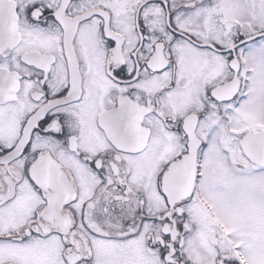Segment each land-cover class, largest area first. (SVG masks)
Returning <instances> with one entry per match:
<instances>
[{
  "label": "snow or ice",
  "instance_id": "obj_1",
  "mask_svg": "<svg viewBox=\"0 0 264 264\" xmlns=\"http://www.w3.org/2000/svg\"><path fill=\"white\" fill-rule=\"evenodd\" d=\"M0 264H264V0H0Z\"/></svg>",
  "mask_w": 264,
  "mask_h": 264
}]
</instances>
